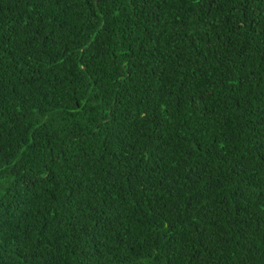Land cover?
Listing matches in <instances>:
<instances>
[{
  "label": "trees",
  "instance_id": "1",
  "mask_svg": "<svg viewBox=\"0 0 264 264\" xmlns=\"http://www.w3.org/2000/svg\"><path fill=\"white\" fill-rule=\"evenodd\" d=\"M0 264H264V0H0Z\"/></svg>",
  "mask_w": 264,
  "mask_h": 264
}]
</instances>
